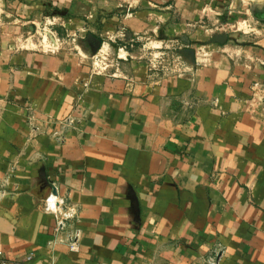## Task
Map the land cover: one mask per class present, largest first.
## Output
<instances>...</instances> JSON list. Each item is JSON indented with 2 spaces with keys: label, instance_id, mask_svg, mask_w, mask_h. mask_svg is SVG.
<instances>
[{
  "label": "crops",
  "instance_id": "obj_1",
  "mask_svg": "<svg viewBox=\"0 0 264 264\" xmlns=\"http://www.w3.org/2000/svg\"><path fill=\"white\" fill-rule=\"evenodd\" d=\"M0 251L264 264V0H0Z\"/></svg>",
  "mask_w": 264,
  "mask_h": 264
},
{
  "label": "built area",
  "instance_id": "obj_2",
  "mask_svg": "<svg viewBox=\"0 0 264 264\" xmlns=\"http://www.w3.org/2000/svg\"><path fill=\"white\" fill-rule=\"evenodd\" d=\"M63 203H65L64 200L55 201L53 200V198L49 197L45 204V210L49 212H52V211L54 212V209ZM68 219H71V220H67V219L59 220L56 217V224L54 228L53 239H51L48 243L50 244L54 242H64L68 244L71 250H76L78 247L79 238L81 235V231L75 225L78 219L74 216V214L69 215ZM1 257H2V253L0 251L1 263L5 264L6 261L4 259H1ZM30 259H31V254L27 255L23 260L19 261L18 263H23V262L29 261Z\"/></svg>",
  "mask_w": 264,
  "mask_h": 264
},
{
  "label": "rangeland",
  "instance_id": "obj_3",
  "mask_svg": "<svg viewBox=\"0 0 264 264\" xmlns=\"http://www.w3.org/2000/svg\"><path fill=\"white\" fill-rule=\"evenodd\" d=\"M233 34V33H232Z\"/></svg>",
  "mask_w": 264,
  "mask_h": 264
}]
</instances>
